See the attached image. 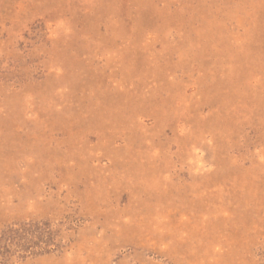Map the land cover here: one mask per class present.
<instances>
[{
    "label": "rangeland",
    "instance_id": "rangeland-1",
    "mask_svg": "<svg viewBox=\"0 0 264 264\" xmlns=\"http://www.w3.org/2000/svg\"><path fill=\"white\" fill-rule=\"evenodd\" d=\"M0 264H264V0H0Z\"/></svg>",
    "mask_w": 264,
    "mask_h": 264
}]
</instances>
